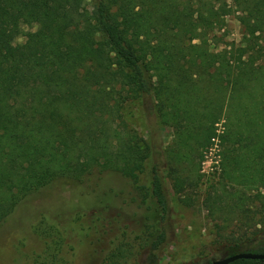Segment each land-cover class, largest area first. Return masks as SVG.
<instances>
[{
  "label": "trees",
  "instance_id": "trees-1",
  "mask_svg": "<svg viewBox=\"0 0 264 264\" xmlns=\"http://www.w3.org/2000/svg\"><path fill=\"white\" fill-rule=\"evenodd\" d=\"M231 13L238 44L217 36ZM132 102L172 130L169 144L128 123ZM215 145L201 204L219 223L202 264L264 252V0H0V227L45 188L85 185V196L116 175L138 248L124 241L99 264H160L174 202L196 204Z\"/></svg>",
  "mask_w": 264,
  "mask_h": 264
},
{
  "label": "rangeland",
  "instance_id": "rangeland-1",
  "mask_svg": "<svg viewBox=\"0 0 264 264\" xmlns=\"http://www.w3.org/2000/svg\"><path fill=\"white\" fill-rule=\"evenodd\" d=\"M217 36L223 42L238 44L241 33L235 14L226 16L224 27ZM123 114L128 123L145 135L151 134L157 143L171 142L172 130L169 127L153 117L148 121L141 120L137 102L127 104ZM216 151L215 145L206 152L201 162L203 176L198 191L194 193L196 204L185 206L174 202L168 241L159 251L160 264H202L207 259L206 255H215L210 242L215 236L216 222L219 223V220L211 218L202 206L201 190L206 189L218 174ZM99 183L94 186V193L85 196L81 195L85 185H52L18 205L0 227V264H99L101 260L98 255L101 251H109L120 245L127 247L122 245L124 241L130 243L135 252L138 248L135 223L120 212L123 202H128L127 180L110 175ZM113 191H122L120 194L124 198L114 206H109L102 195ZM103 206L108 208L99 218L97 211ZM51 225L59 228V231L34 232L36 228L41 227L43 230ZM132 256L127 258L126 264L138 262Z\"/></svg>",
  "mask_w": 264,
  "mask_h": 264
},
{
  "label": "water",
  "instance_id": "water-1",
  "mask_svg": "<svg viewBox=\"0 0 264 264\" xmlns=\"http://www.w3.org/2000/svg\"><path fill=\"white\" fill-rule=\"evenodd\" d=\"M237 259H256L261 260L264 259V252H251V251H243L238 252L229 256L219 257L211 260L206 264H229Z\"/></svg>",
  "mask_w": 264,
  "mask_h": 264
}]
</instances>
